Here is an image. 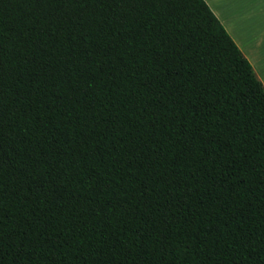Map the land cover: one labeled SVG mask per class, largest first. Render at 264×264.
Instances as JSON below:
<instances>
[{
    "label": "trees",
    "instance_id": "trees-1",
    "mask_svg": "<svg viewBox=\"0 0 264 264\" xmlns=\"http://www.w3.org/2000/svg\"><path fill=\"white\" fill-rule=\"evenodd\" d=\"M0 264H264V86L205 0H0Z\"/></svg>",
    "mask_w": 264,
    "mask_h": 264
},
{
    "label": "crops",
    "instance_id": "crops-1",
    "mask_svg": "<svg viewBox=\"0 0 264 264\" xmlns=\"http://www.w3.org/2000/svg\"><path fill=\"white\" fill-rule=\"evenodd\" d=\"M264 86V0H205Z\"/></svg>",
    "mask_w": 264,
    "mask_h": 264
}]
</instances>
